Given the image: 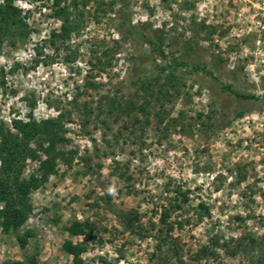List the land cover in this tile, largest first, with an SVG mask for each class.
<instances>
[{"label": "rangeland", "instance_id": "obj_1", "mask_svg": "<svg viewBox=\"0 0 264 264\" xmlns=\"http://www.w3.org/2000/svg\"><path fill=\"white\" fill-rule=\"evenodd\" d=\"M53 1H16L30 11L32 33L0 49V126L70 113L64 149L76 155L32 193L18 233L0 230V264H73L66 240L85 245L84 264H264V0H104L98 13L94 4L83 11L69 42L49 46L61 26ZM140 34L162 38L166 57ZM181 59L190 66L159 102L150 98L146 117L109 107L113 98L138 107L142 78L157 90L168 78L161 68ZM136 115L142 128L130 124ZM37 167L29 163L25 176ZM175 191L189 201L171 214L167 236L160 213ZM74 221L91 236L71 237ZM27 231L21 249L17 234ZM163 239L170 246L159 250Z\"/></svg>", "mask_w": 264, "mask_h": 264}, {"label": "trees", "instance_id": "obj_2", "mask_svg": "<svg viewBox=\"0 0 264 264\" xmlns=\"http://www.w3.org/2000/svg\"><path fill=\"white\" fill-rule=\"evenodd\" d=\"M18 0H2L0 3V49L5 42H8L11 47L24 44L29 39L32 29L29 25L30 11L24 12L16 6ZM94 4L95 12H99L102 6L105 5L104 0H54L52 5V15L54 18L61 21L59 30H52L49 33L48 45L55 46L57 42L66 43L71 40V37L78 34L84 26V13L90 5ZM113 2L109 6H113ZM125 7V6H123ZM124 11V9H122ZM128 20L124 21L126 23ZM129 31L134 33L129 22L127 23ZM146 44L159 58H165L163 49L164 41H156L146 35H141ZM43 46L36 45L34 49L35 56H42ZM107 55V53H104ZM184 59L175 60L173 65L162 67L163 72H168L166 83L157 90L153 88L152 81L142 78L141 90L144 92L143 103L138 107L133 100L116 101L109 99V107L112 110L122 108L123 114L131 116L137 110V114L147 116L152 103L150 98L155 102H159L160 94L164 88L174 89V80L177 79L176 71L180 66H190ZM97 67L101 72H104L105 63L101 58L97 59ZM192 68L198 71L199 67L192 65ZM202 70V69H200ZM205 70V69H204ZM209 75L212 73L206 71ZM89 88H96L94 83H86ZM236 98L240 99H256L254 96L243 95L233 91L230 86L225 87ZM156 90V91H155ZM69 115V116H68ZM139 115L134 116L131 121V126L136 127V124L142 125ZM68 117L70 121V113L59 111L54 118L37 122L32 116L27 121L14 119L11 121V127L2 124L0 126V230L3 233H18L19 230L26 224L30 214L33 211L31 203V195L34 191L44 186L59 170V162L70 165L76 155V151H66L64 147L68 139L65 137V120ZM142 128V127H141ZM29 163H38V167L33 173L25 176V171ZM180 195L182 199H179ZM189 201L188 195L175 191L174 197L168 200L167 205L160 213V222L166 226V235L168 236L174 227L169 223L171 214L177 210H181ZM202 208L203 205H200ZM208 212L207 208H205ZM138 220L136 216L129 218V227ZM90 225L80 221L72 222L67 228V232L71 237L91 236ZM32 237V232L27 231L23 235L17 234V240L21 249H25L29 238ZM264 239V234H263ZM218 244V243H217ZM170 243L167 239H163L161 245L157 246L159 250L162 246ZM63 251L73 257V264H84L82 255L86 251L83 243H74L72 240H66L62 246ZM175 254H177L174 246ZM209 250L204 248L201 250L207 253ZM2 264H22V262L5 261Z\"/></svg>", "mask_w": 264, "mask_h": 264}]
</instances>
